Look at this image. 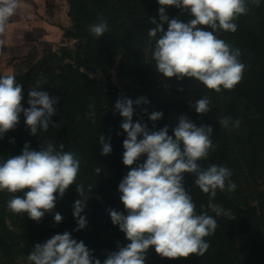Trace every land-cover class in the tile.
I'll list each match as a JSON object with an SVG mask.
<instances>
[{
	"label": "clouds",
	"instance_id": "clouds-1",
	"mask_svg": "<svg viewBox=\"0 0 264 264\" xmlns=\"http://www.w3.org/2000/svg\"><path fill=\"white\" fill-rule=\"evenodd\" d=\"M158 3L159 16L151 18L154 27L147 33L154 70L165 78L193 79L216 93L233 90L242 81L246 65L241 62L240 49L218 38L216 33H235L239 17L247 15L250 6L259 7L261 0H158ZM167 6L188 12L193 18L186 22L178 17L170 18L166 14ZM20 10L21 0H0V50L4 48V37L12 18ZM88 30L100 38L109 31V25L103 15H99ZM43 83L38 79L30 88L29 106L25 108L21 103L22 85L16 76L0 75V139L16 128L21 113L31 135H37L38 130H48L56 114L54 105L58 97L42 90ZM147 103V98L133 101L126 96L119 97L115 103V110L123 118L120 127L127 134L123 141V164L129 166L130 171L118 185L126 214L115 209H108V212L113 225L119 227L129 243L125 246L118 243L117 250L109 252L101 262L83 241H77L66 231L37 243L28 255L32 264H145L150 248L169 259L187 258L192 254L203 257L208 251L210 243L205 238L215 233L217 220L207 213H197L182 174H194L195 186L208 195L209 207L220 216L223 209L211 201L218 190L227 193L236 190L233 172L216 164L202 170L197 163L208 159L210 151L216 147L211 139V125L197 126L186 116H180L172 136L167 126L149 131L147 124L134 123V104ZM210 103L207 96L196 100V113L207 114ZM162 115L153 112L149 119L157 121ZM219 124L231 129L238 128L240 121L222 117ZM99 144L101 155L111 153L110 138L102 134ZM144 155L146 160L137 163ZM80 166L78 155L64 151L63 143L57 148L47 142L40 150H33L26 143L20 155L0 161V191L10 194L8 210L14 214L26 213L39 222L55 208L57 194L63 197L69 186L75 184ZM94 171L100 174L101 168L96 167ZM25 189L23 196L17 195ZM91 190L89 185L87 192ZM76 191L81 199L75 200L73 205L78 225L74 231H79L87 226L86 217L81 215L86 207L87 192L83 184H76ZM62 219L56 212L54 221L60 223Z\"/></svg>",
	"mask_w": 264,
	"mask_h": 264
},
{
	"label": "rangeland",
	"instance_id": "rangeland-1",
	"mask_svg": "<svg viewBox=\"0 0 264 264\" xmlns=\"http://www.w3.org/2000/svg\"><path fill=\"white\" fill-rule=\"evenodd\" d=\"M68 5L69 10H71L70 0H68ZM76 8L77 21H73V25L69 28L75 32H79V29L88 30L90 24L97 22L99 15H103L108 22L109 31L98 39L102 46L107 45L113 50L110 77L121 96L133 98L135 95L136 89L132 83H128L129 86H127L126 78L130 76L139 79L133 82L150 88L155 82L163 79V77L157 78L159 73L154 70V62L151 60V52L148 50V31L141 40L143 48L140 56L144 63L146 61L149 63V67L140 66L138 69H130L131 72L135 71V74H127V68L121 66L124 52L121 37L126 35L130 26L139 23L140 17L143 16L142 13H145L147 17V19H143L147 30L154 27L151 24V18H158L159 16L160 5L158 0H77ZM250 8L251 10L247 15L239 17L238 29L235 33L223 31L216 33L218 38L240 49L241 62L246 65L242 81L233 90H223L221 93H216L207 89L200 82L187 77L182 81H178L175 77L169 78L174 83L171 86L173 92L188 94L195 90L197 93L194 103L204 96H207L211 101V109L207 114H197L194 107L191 119L197 125L204 124L213 127L211 139L216 147L210 151L209 157L216 165L226 166L233 172L232 180L237 185L236 190L233 193L218 190L217 196H222L226 200L245 208L258 206V210L250 223L252 231L248 241L226 237L222 245L217 242L216 247L218 251L221 250L217 256L225 255L219 264H263L264 262V0H261L259 7L250 6ZM166 14L170 18L178 17L185 22L193 18L190 13L174 6H167ZM164 28L166 31L167 24L164 25ZM84 43V38L66 37L56 43V49L50 54H40L33 57L31 62L17 67L15 73L1 74H14L16 78L27 74L23 80L17 79V82L22 85L23 100L21 103L25 108L28 107L26 106L28 92L38 79L44 81L42 90L58 97L59 107L65 106L68 102L63 98V92L66 88H69L70 93L75 95L72 103L68 102L70 104L68 114L60 115L56 119L57 125L55 126V132L60 134L64 130L63 124L67 121L71 123L69 127L70 137L57 136L53 130H39L37 136L42 144L41 147H44L48 141V135L51 133L57 148H59V144L63 143L64 151L76 153L81 160L76 182L69 186L70 198L68 199L65 195L59 197L58 195L60 206L65 208L68 205L72 209L69 215L61 214L62 217L71 220L74 217V202L81 199L76 191V184H83L86 192L88 186L91 185L92 190L87 192L86 207L81 213L87 220L86 230H90L89 222L91 220H100L101 223L105 220L107 223L103 224V231L99 238L111 243L118 239L116 238L118 235L125 238V234L120 231L119 227L113 225L108 209H115L126 214L124 205L120 200L121 193L118 188L114 187V183L121 182V178L127 175L130 167L123 164L125 151L123 136L125 132L120 127L123 118L115 110V101L112 98L113 103L108 101L109 92L102 86L101 77L98 73L76 64L79 56H82L81 45ZM99 58L102 62L107 61L109 57L101 52ZM190 85L191 88H185V86ZM80 93L81 96H78ZM90 104L94 107L89 108ZM140 108H142L141 105H134L133 122L139 121L142 124H147L148 116ZM107 111L117 120L113 121L112 124L115 127L114 139L118 144L116 151L118 156H121L122 174L115 182L111 176V166L106 161V156L101 155V145L99 144V137L102 134L108 139L106 132L100 134L89 131L97 124L98 126L108 125ZM222 117H230L233 121L239 120V127L225 129L219 124ZM22 119L25 120V117L23 116ZM76 126L78 127L77 132L74 131ZM86 132L90 134H86ZM62 134L63 136L64 134L67 135V132ZM72 135H76V141L72 142L74 139L71 137ZM79 136H82V141L91 137L92 143H84V145H79V148L76 147ZM65 141L69 142L66 143ZM110 144H114V142L110 141ZM146 158V155L141 156L137 163H143ZM96 167L101 168L100 174L94 171ZM67 200H70V204H65ZM212 204L222 207V203L218 201H213ZM6 221L7 224H11L9 218ZM0 222L3 225L5 219H0ZM119 240H121L119 241L120 244L122 239ZM212 240L213 238L208 241L210 243L209 251L215 245ZM117 244H114L116 249ZM96 246L98 245L96 244ZM19 252L11 253L10 249L4 250L1 252V259L5 264H28L25 255Z\"/></svg>",
	"mask_w": 264,
	"mask_h": 264
},
{
	"label": "trees",
	"instance_id": "trees-1",
	"mask_svg": "<svg viewBox=\"0 0 264 264\" xmlns=\"http://www.w3.org/2000/svg\"><path fill=\"white\" fill-rule=\"evenodd\" d=\"M70 2V15L75 22L77 21V0H70ZM142 14L143 16L140 17L139 23L130 26V28L127 29L126 35L121 37V42L123 43L124 49L121 66L127 68V74H135V71L131 72L130 69H138L140 68V66L149 67V63L147 61L144 63L140 56L141 49L143 48L141 40L149 30H147V27L145 26L143 20L147 19L146 14ZM66 36L85 39V43L81 45L82 56H79L76 64L79 67H85L86 69L98 73L101 77L102 86L109 92L108 101H111L113 103L114 100V103H116L117 99L121 97V93L118 89H116L110 77L113 50L107 45L102 46V44H100L101 41L90 34L89 30L79 29V32H75L71 29H67ZM104 40L105 38L103 39V41ZM101 52L108 55L109 58L107 61L100 62L99 54ZM0 75L2 74L0 73ZM157 76V78L163 77L162 74H157ZM26 77L27 74L16 79L23 80ZM126 80L128 81L127 86H129L128 83L139 79L130 76L126 78ZM163 80L166 82L168 89L171 91V86L174 83L169 78L163 77ZM51 84L53 86V82ZM191 87V85L185 86V88L187 89ZM49 95L55 97L52 94ZM78 96H81V93ZM74 97L75 95H72L70 93L69 88H66L63 92V98H65L70 103H72L71 101L74 99ZM129 99H132L133 101L136 100L133 98ZM68 102L65 104V106L61 107H59L58 102L54 105V107L56 108V114L51 118L48 130H53V132L56 133L55 126L53 127V125H57L56 119L60 115L68 114L70 109V104ZM26 106H29L28 103L26 104ZM140 110L142 112H145L143 108H140ZM21 114L22 115H20L19 117V123L17 124L16 128L14 130H10L7 134L4 135L3 139H0V161L6 160L12 155H20L26 143H28L30 148L33 150H39L42 146L39 137L37 135L33 136L30 134V129L25 125V120L22 119L24 115L23 113ZM106 118L109 121L107 122L108 125L98 126L97 124V126H93L91 129H89V131L91 133L99 132L100 134L106 132L105 134L108 136V139L110 138V141L114 142V144H111L112 152L106 155V161H108L111 166V176L113 181L115 182L118 177H121L122 174L121 156H118L116 151L118 144H116L114 139L115 127L112 124L113 121L117 120L110 115L109 111H107L106 113ZM66 123L65 124L67 126L63 124L64 130L62 131V133L67 132V135L64 134L63 136V134L60 132V134L56 133L57 136L61 135V137L65 138L70 137L71 134H69V127L71 123H69L68 121ZM77 130L78 127L76 126L74 128V131L77 132ZM74 131L72 130V132ZM86 134L90 133L86 132ZM48 137L49 138L47 142H52L53 144L56 143L51 133L48 135ZM71 137L74 138L72 139V142L77 140L76 135H72ZM123 138H127L126 133ZM138 139L140 138L138 137ZM12 141H14V143ZM65 142L68 143L69 141ZM89 142H91V137L82 141V136H79L78 142H76V147L79 148V145H84V143ZM208 158L209 165L215 164L211 157ZM123 177L120 181H122ZM194 179V175L184 177V186L192 196L193 202L197 206V213H207L208 215H212L214 218H216L218 223V227L215 233L205 238L207 241L213 238L212 241L215 242L213 249L211 251L208 250L203 257H198L197 255L192 254L187 258L169 259L161 257L155 252L154 248H150L147 253L145 264H219V261L223 257H225V255L222 254L220 255L221 257L217 256L218 252H221V250L218 251L216 247L217 242L219 243V245H222L226 237L239 238L244 241H248L250 239L252 231L250 223L252 218L255 216L256 211L258 210V206L245 208L229 200H226L222 196L216 195L211 203H213V201H218L222 203L221 209H223L222 215L216 216L215 211L209 207L208 195L202 193L199 188L195 186ZM119 183L120 182H115L114 187L118 188ZM24 191H27V189L17 193V195L23 196ZM70 194L71 192L68 188L64 195L69 199ZM9 198L10 194L6 190L0 191V219H5L3 225L2 222H0V264H5V262H3V260L1 259L2 251L7 249H10L11 253L20 251L19 253L25 255V258L28 260V255L37 243H44L52 236L56 234H63L66 231L71 233L72 237L77 241H83L87 248L91 250L93 255L96 258L100 259L101 262H103V260L107 258V252L109 253L117 250L116 248H114V244L119 243V241H121L119 239H122V242L119 244L121 246H125L127 243H129L126 238H121L120 235L116 237L118 239L113 240L111 243L100 240L99 235L103 231V224L107 223L105 220L102 223L100 222V220H91L89 222L90 230H86L87 228L85 227V229L79 230V233L78 231H74V229H76V226L78 227L77 220L74 217H72V220L70 218L64 217L60 223H56L54 221V215L56 212L64 215H69L72 212L70 206L66 205L65 208H63V206H60V203L58 201V194L55 208L52 210V212L46 213L39 222L30 219L26 213L14 214L13 212L9 211L7 208V202ZM65 204H70V200L65 201ZM7 218L10 219L11 224H7ZM96 244L98 246H96ZM28 264H32V262L28 260Z\"/></svg>",
	"mask_w": 264,
	"mask_h": 264
},
{
	"label": "crops",
	"instance_id": "crops-1",
	"mask_svg": "<svg viewBox=\"0 0 264 264\" xmlns=\"http://www.w3.org/2000/svg\"><path fill=\"white\" fill-rule=\"evenodd\" d=\"M12 21L0 50V73H15L33 57L54 51L73 25L68 0H21Z\"/></svg>",
	"mask_w": 264,
	"mask_h": 264
},
{
	"label": "water",
	"instance_id": "water-1",
	"mask_svg": "<svg viewBox=\"0 0 264 264\" xmlns=\"http://www.w3.org/2000/svg\"><path fill=\"white\" fill-rule=\"evenodd\" d=\"M131 83L138 92L144 93L147 91L150 95L148 97V103L141 105L148 116L147 126L149 131H159L167 126L168 134L174 136L173 129L178 125L180 116H186L192 121V111L194 109V99L197 91L194 90L188 94H177L168 89L163 79L155 82L152 88L146 85L141 86L139 83L133 81ZM137 94L135 93L134 96ZM153 112H161L163 115L159 120L152 121L149 119V116ZM197 163L201 166L202 170L206 169L209 166V158L201 159ZM182 175L183 177H188L194 174L183 173Z\"/></svg>",
	"mask_w": 264,
	"mask_h": 264
},
{
	"label": "flooded vegetation",
	"instance_id": "flooded-vegetation-1",
	"mask_svg": "<svg viewBox=\"0 0 264 264\" xmlns=\"http://www.w3.org/2000/svg\"><path fill=\"white\" fill-rule=\"evenodd\" d=\"M135 93L136 94L138 93V94L136 96H134L133 99H137L139 97H144V98H147V100H148V97L150 96L147 91L144 93L143 92L141 93V92H138V90H135ZM140 105H145V104H140Z\"/></svg>",
	"mask_w": 264,
	"mask_h": 264
}]
</instances>
